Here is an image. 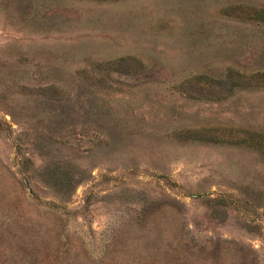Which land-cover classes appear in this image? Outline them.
Listing matches in <instances>:
<instances>
[{
  "label": "rangeland",
  "instance_id": "374dc122",
  "mask_svg": "<svg viewBox=\"0 0 264 264\" xmlns=\"http://www.w3.org/2000/svg\"><path fill=\"white\" fill-rule=\"evenodd\" d=\"M0 264H264V0H0Z\"/></svg>",
  "mask_w": 264,
  "mask_h": 264
}]
</instances>
